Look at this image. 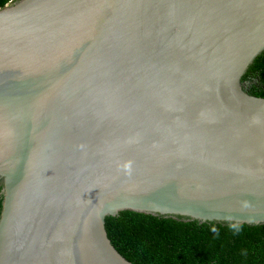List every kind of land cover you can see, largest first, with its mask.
I'll return each instance as SVG.
<instances>
[{
  "label": "water",
  "instance_id": "obj_1",
  "mask_svg": "<svg viewBox=\"0 0 264 264\" xmlns=\"http://www.w3.org/2000/svg\"><path fill=\"white\" fill-rule=\"evenodd\" d=\"M264 0L0 9V264H132L106 218L264 225Z\"/></svg>",
  "mask_w": 264,
  "mask_h": 264
},
{
  "label": "trees",
  "instance_id": "obj_2",
  "mask_svg": "<svg viewBox=\"0 0 264 264\" xmlns=\"http://www.w3.org/2000/svg\"><path fill=\"white\" fill-rule=\"evenodd\" d=\"M14 0H0V9ZM245 91L264 98V53L249 68ZM0 185V215L2 211ZM116 250L132 264H264V225L200 224L122 212L106 218Z\"/></svg>",
  "mask_w": 264,
  "mask_h": 264
}]
</instances>
